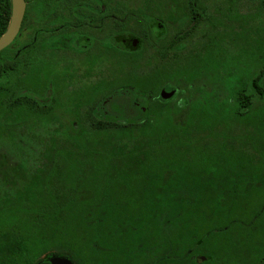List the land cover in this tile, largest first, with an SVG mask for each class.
<instances>
[{"label":"trees","instance_id":"trees-1","mask_svg":"<svg viewBox=\"0 0 264 264\" xmlns=\"http://www.w3.org/2000/svg\"><path fill=\"white\" fill-rule=\"evenodd\" d=\"M10 13L11 0H0V37ZM10 61L0 57V113L40 111L24 102V74ZM190 103L163 105L158 118L79 122L72 129L79 134L65 138L46 169L18 173L22 189L0 206V264H47L54 255L72 264H140L151 250V260L179 264L191 243L204 244L192 246L193 255L205 256L202 264H218L220 232L232 238L236 228L264 227V186L250 189L231 175L234 146L256 138L228 143L226 134H211L216 123L243 117L250 103L226 102V118L215 123V106ZM189 105L185 118H174ZM254 238L263 243L254 247L261 259L264 239Z\"/></svg>","mask_w":264,"mask_h":264},{"label":"flooded vegetation","instance_id":"flooded-vegetation-1","mask_svg":"<svg viewBox=\"0 0 264 264\" xmlns=\"http://www.w3.org/2000/svg\"><path fill=\"white\" fill-rule=\"evenodd\" d=\"M256 1L24 0L18 33L0 57L8 56L11 68L23 72L24 102L39 106L23 116L57 120L61 135H78L72 129L79 122L158 118L163 105L187 104L188 90L198 102L216 107L209 115L215 120L223 109L215 102L224 82V27L254 23ZM248 70L233 76L230 90L236 97L229 102H249L253 109L254 102L264 101V66ZM262 130L251 135L254 145L233 148L239 155L232 179L250 189L264 186V125ZM256 233L264 239L262 226L236 228L232 238L220 232L218 264H264V252L256 257L255 248L263 246L254 242ZM202 245L186 244L179 264H202L205 256L192 249ZM145 254L140 264H159L148 257H155L153 250Z\"/></svg>","mask_w":264,"mask_h":264},{"label":"rangeland","instance_id":"rangeland-1","mask_svg":"<svg viewBox=\"0 0 264 264\" xmlns=\"http://www.w3.org/2000/svg\"><path fill=\"white\" fill-rule=\"evenodd\" d=\"M224 55V82L219 89L220 98L215 105L222 108L232 94L230 88L234 82L233 76L238 79L247 75L249 66L258 64L264 66V3L256 1L254 23L241 26L224 27L223 41ZM259 59H263L260 63ZM255 63V64H254ZM263 64V65H262ZM229 83V84H228ZM234 84L232 85L233 88ZM192 107L198 103L199 96L188 90ZM201 98V95H200ZM187 106L181 115L174 118H185L191 107ZM251 108V107H250ZM248 109L241 121L233 118L225 123H216L211 132L212 137L227 136L228 143L244 140L255 132V126L264 125V101L254 102L253 109ZM252 110V111H251ZM224 108L218 113L215 122L223 120ZM218 118V119H217ZM233 120V121H232ZM181 122V121H180ZM60 122L52 120H34L25 116H11L0 113V206L5 207L6 201L17 195L16 189H22L24 181L18 176L25 173H35L49 166V157L54 152L62 151L65 138L59 127ZM235 145V144H234ZM18 171V172H16Z\"/></svg>","mask_w":264,"mask_h":264},{"label":"water","instance_id":"water-1","mask_svg":"<svg viewBox=\"0 0 264 264\" xmlns=\"http://www.w3.org/2000/svg\"><path fill=\"white\" fill-rule=\"evenodd\" d=\"M25 10L24 0H11V14L6 31L0 37V51L7 47L15 38L20 28ZM172 95L169 94L168 97ZM49 264H72V262L63 256H51Z\"/></svg>","mask_w":264,"mask_h":264}]
</instances>
